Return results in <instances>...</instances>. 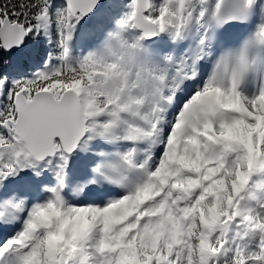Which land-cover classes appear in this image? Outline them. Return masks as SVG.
<instances>
[{
  "label": "snow or ice",
  "instance_id": "snow-or-ice-1",
  "mask_svg": "<svg viewBox=\"0 0 264 264\" xmlns=\"http://www.w3.org/2000/svg\"><path fill=\"white\" fill-rule=\"evenodd\" d=\"M0 264H264V0H0Z\"/></svg>",
  "mask_w": 264,
  "mask_h": 264
}]
</instances>
